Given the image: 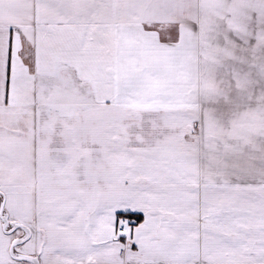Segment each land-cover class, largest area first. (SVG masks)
<instances>
[{
	"label": "snow or ice",
	"instance_id": "obj_1",
	"mask_svg": "<svg viewBox=\"0 0 264 264\" xmlns=\"http://www.w3.org/2000/svg\"><path fill=\"white\" fill-rule=\"evenodd\" d=\"M0 264H264V0H0Z\"/></svg>",
	"mask_w": 264,
	"mask_h": 264
}]
</instances>
